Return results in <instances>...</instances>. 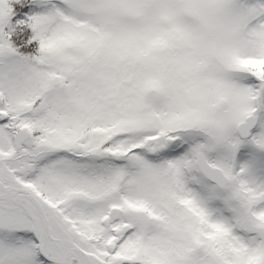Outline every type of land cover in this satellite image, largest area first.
Listing matches in <instances>:
<instances>
[{
  "label": "snow or ice",
  "instance_id": "1",
  "mask_svg": "<svg viewBox=\"0 0 264 264\" xmlns=\"http://www.w3.org/2000/svg\"><path fill=\"white\" fill-rule=\"evenodd\" d=\"M0 264H264V0H0Z\"/></svg>",
  "mask_w": 264,
  "mask_h": 264
}]
</instances>
